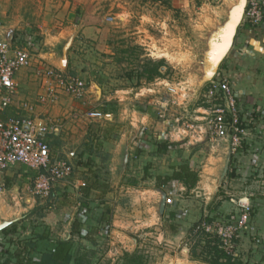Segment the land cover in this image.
I'll return each mask as SVG.
<instances>
[{
  "label": "rangeland",
  "instance_id": "1",
  "mask_svg": "<svg viewBox=\"0 0 264 264\" xmlns=\"http://www.w3.org/2000/svg\"><path fill=\"white\" fill-rule=\"evenodd\" d=\"M234 3L239 4L240 0H0V31L8 37L15 35L16 43L29 49L36 58L40 53L58 49V55L68 58L70 68H74L67 69L74 77H79L76 61L81 67L87 62L82 71L90 74L94 71L89 69L90 60L92 57L100 59L97 95L113 97L111 103L100 101L102 119L87 122V143L83 142L82 146L91 144L95 148L85 150L95 160L94 166L85 169L89 158L81 159L80 164H71L72 178L63 186H56L47 199L33 195L35 177L33 172L29 173L28 189L39 208L37 214L30 217V226L41 227L39 236L48 234L49 242L43 251L54 250L55 245L65 241L69 243L68 251L75 257L81 256L85 264H127L124 255L136 251L147 264H205L193 260L191 231H197L207 217L213 216L210 215L213 202L217 204L223 200L227 206L236 205L235 212L240 215V195L224 184L210 201L202 191L193 195L185 192L180 197L167 189L154 190L148 175L143 174L145 164L153 160L155 154L151 152V145L144 150L141 144L148 140L147 131L141 124L132 125L130 116L124 111L140 107L158 122L163 120L160 112H166V119L181 129L198 133L199 127L207 128V113L194 111L209 107L203 96L218 74L219 67L214 72V65L209 61L208 44L217 41L218 29L225 20L227 22L231 11L240 6L232 7ZM239 19L240 16L236 24ZM82 20L86 26H99L102 36L98 42L84 38L79 44L77 37L71 36L78 28L75 25ZM232 27L234 35L235 26ZM231 28L227 35L230 40L227 42L226 38V47H222L224 52L231 44ZM60 34V39L56 38ZM160 61L165 62L161 68L163 76L147 79L143 70L153 69ZM109 111L115 115L113 121L106 117ZM241 124L247 132H252L251 124L243 121ZM150 131L153 137L156 130ZM127 132H132L131 151L125 150L126 146H112L115 142L107 149L104 144L100 145V136L104 134L111 135L110 141L121 143L127 139ZM155 142V145L163 144L158 139ZM231 152L234 151L231 149ZM168 155L169 152L165 154ZM160 162L156 166L163 167V161ZM96 174L102 184L110 186L108 193L102 196L105 190L100 189L93 191L85 201L79 199L83 187H77V183H88ZM177 186L173 184L171 189L175 191ZM145 190L151 192L144 193ZM54 194L57 197L54 198ZM167 198L173 203L165 213L162 203L166 204ZM78 219L84 221V229L91 232L90 240L77 235L72 237V226ZM224 219L211 225L217 228L220 223L226 224ZM18 222L22 227L29 224ZM172 224L179 226L177 233L170 228ZM29 238L41 241L35 234Z\"/></svg>",
  "mask_w": 264,
  "mask_h": 264
},
{
  "label": "crops",
  "instance_id": "2",
  "mask_svg": "<svg viewBox=\"0 0 264 264\" xmlns=\"http://www.w3.org/2000/svg\"><path fill=\"white\" fill-rule=\"evenodd\" d=\"M235 6L236 4L234 3L232 7ZM75 26L78 28L73 31L74 33L71 36L77 37L76 39H78L79 44H81L80 42L84 38L98 42L102 36V31L97 25L86 26L82 20L80 24ZM0 37L6 38L8 36L1 30ZM60 37L61 34L56 38L60 39ZM14 38L15 35H13ZM58 52L56 48L51 49L50 52L40 53L36 60L39 61L41 58H44L50 65L66 73L67 69H74L70 68L68 58L61 57V55H58ZM90 62L92 64L89 66V69H94L90 74L82 71V68L87 67V62L82 67L78 65L80 63L75 62L79 77L83 78L88 85L85 97L77 99L61 94L53 103L41 104L38 102V95L41 93L43 87V79L37 76V64L34 61L32 67L23 69L16 74L15 80L18 83V90L13 96L11 107L2 115V118L7 119L9 117L31 114L38 117L41 122H49V124L55 127V130L48 136L53 157L70 164L74 162L80 164L81 162L79 161L81 159L84 161L89 158V162L86 164L94 166L95 160L92 159V155L85 153L87 148L92 151L94 147L91 144L90 146H82L83 142L87 143V139L85 138L89 129L87 122L96 120L90 117V113L101 111L99 105L102 99V101L111 103L113 97L111 95H97V90L100 91V89H96V86L100 82L98 78L101 79L100 65L102 64H100V59L94 57H92ZM71 63L74 64V62ZM61 65L64 66L62 67ZM105 67H107L106 64ZM221 78H226L231 82L237 98L240 116L243 117V122L253 126L252 132H247L246 140H243V144L238 148L237 153L231 152L233 146L230 138L216 139L214 141L208 133V127H199L200 132L198 133L196 131L185 132L169 119L168 123L163 120L162 122L156 120V122L150 113L141 111L140 107H136L131 111L130 109H126L124 112L130 116L132 125L141 124L147 131L146 135L148 136L146 139L148 140H143L141 144L144 147H141L147 150L145 146L151 145L153 147L151 152L155 154L152 156L154 157L153 160H149L150 162L145 164L143 174L148 175L154 190L159 192L163 190L157 187V177L171 176L174 165H189L192 170H198L199 174L197 187L191 190L190 194L193 195L202 191L204 192V196H209L207 200L210 201L213 196L217 195L221 184H224L231 192L238 193L240 200L248 201L253 205L254 212L251 215L249 224L237 235L238 241L235 242L237 246L235 248V256L238 257L240 264H264V20L260 25L253 26L246 21L244 13L237 27L233 44L220 63L218 74L214 80ZM108 79L112 80L111 78ZM108 106H111V104ZM206 109L199 107L194 113H199L201 110H204L203 112L206 113ZM106 117L113 121L115 115L112 111H109ZM198 126L196 125V127ZM152 128L156 130L153 137L150 131ZM131 134L132 132H127V139L125 138L121 143L110 141L111 135L104 134L105 136H100L99 142L101 146L104 144L103 146H106V149L110 144H114L115 142V145L112 146H126L125 150L131 151L133 149V147L129 148L131 146L129 144ZM152 138L155 140H152ZM157 139L173 146L159 152L158 145L154 144ZM169 140L171 141L167 142ZM262 141L263 143H261ZM167 152H169V155L165 156ZM161 154L163 157H161ZM145 155L149 156L148 153H145ZM151 161H154L152 162L153 164ZM160 161H163V167L160 165L159 167L156 166L157 163H161ZM168 162L170 166L167 168ZM85 169H88V167H85ZM20 171H22L23 175ZM30 172H33V177H36L37 174L34 170L17 165L9 168L0 180V184L5 186V190L0 191V227L9 224L5 227L7 228L14 223H18V221L29 222V224H24L23 227L19 224V240L23 242L32 240L29 236L31 234H35L36 236V234L40 233L41 229V227L31 228L30 226V217L36 215L39 211L38 206H35L34 196L30 193V188L28 187L31 178ZM92 172L93 174L96 173L94 169H92ZM11 183L17 185L14 184L11 187ZM63 183L60 182L56 186L61 187ZM79 183L80 181L77 183V187H81L82 183ZM173 184L178 185L175 191L171 189ZM165 189L172 192L174 196L180 197L185 192H188L187 188L177 181H174ZM165 189L163 191H166ZM149 192L151 191H144V193ZM81 193H79V199H84L85 201L86 197L83 194L81 195ZM53 197L57 196L54 194ZM210 207L212 210L210 215L213 216L217 213H222L225 216L226 214L229 215L230 212L238 215L235 212L237 211L236 205L227 206L223 200L217 204L215 202L211 203ZM162 208L165 213L170 211V206L166 205L165 202L162 203ZM3 229L0 230V233ZM41 236H44V238H41L40 242L33 240L38 247L37 252L33 253L32 258L34 261H39L42 254L47 252L43 251V248L49 242L48 234L42 233ZM3 240L0 238L1 242H4ZM51 242L55 243L54 241ZM57 246L58 244L54 247ZM13 248L14 246L11 247V250ZM6 257V255L2 256L0 254V262ZM77 258L73 256L72 264H75Z\"/></svg>",
  "mask_w": 264,
  "mask_h": 264
},
{
  "label": "built area",
  "instance_id": "3",
  "mask_svg": "<svg viewBox=\"0 0 264 264\" xmlns=\"http://www.w3.org/2000/svg\"><path fill=\"white\" fill-rule=\"evenodd\" d=\"M245 19L253 26L260 25L264 20V0H248ZM33 61L37 64V76L45 83L38 95V102L41 104L53 103L61 94L81 99L87 94L88 85L83 78L71 76L53 67L44 58L36 60L29 49L19 46L14 39L11 41L9 37H0V180L9 168L25 166L37 174L33 195L47 199L57 184L68 181L73 175L72 165L56 159L51 153L48 136L55 127L49 122L39 121L38 117L31 114L2 118L11 107L13 96L18 90L16 74L32 67ZM203 97L209 104L206 109L209 135L214 141L230 138L233 151L236 152L247 136V130L240 125V110L231 82L226 78L211 81ZM90 117L102 119L104 114L101 111L91 112ZM159 117L166 123L169 122L166 112H160ZM177 122L180 120L177 119ZM183 130L188 132L186 128ZM80 186H85V183ZM4 190L5 186L0 184V191ZM172 203L171 198L166 199V205ZM240 207L236 223H220L217 228L203 223L198 230L216 234L224 243L222 249L230 252L235 246V236L251 220L253 205L241 200Z\"/></svg>",
  "mask_w": 264,
  "mask_h": 264
},
{
  "label": "trees",
  "instance_id": "4",
  "mask_svg": "<svg viewBox=\"0 0 264 264\" xmlns=\"http://www.w3.org/2000/svg\"><path fill=\"white\" fill-rule=\"evenodd\" d=\"M15 41V40H14ZM165 65L164 61L157 62L154 65V68L151 70H143V75L148 77L147 79L152 80L156 76H163L161 68ZM145 73V74H144ZM243 119L240 116V123H242ZM242 125V124H241ZM243 144V143H242ZM169 143H163L158 145V151H163L168 149ZM238 151V150H237ZM236 151V153H237ZM235 153V154H236ZM85 167L90 168L89 164H84ZM173 174L171 176H159L157 177V187L160 189H165L169 187L174 181L182 183L190 192L191 190L197 187L199 182V174L195 170H192L189 165H174L172 167ZM92 171V170H91ZM101 178L99 176H94L89 179L88 183H85V186H81L82 194L84 197L90 196L93 191H98L100 189H104V193L102 196H105L109 189V185L102 184L100 181ZM53 192V191H52ZM52 196V194H51ZM50 196V197H51ZM49 197V198H50ZM252 210V214H253ZM235 214V213H234ZM230 214L229 217H225L222 213H217L214 216L207 217L203 222L212 224L214 221H222L225 220L226 224L232 223L237 220L238 216L235 214ZM104 220V219H103ZM202 222V224H203ZM106 223V222H104ZM19 222L14 223L11 226L3 229L0 233L1 239H4V242L0 241V254L2 256H7L0 264H72L73 263V255L71 251H68V242H59L58 246L55 250L44 252L39 261L33 260V253L37 252L36 243L32 240H28L27 242H23L19 240ZM171 229L174 233L178 232V226L175 224L170 225ZM195 231V230H194ZM191 232V239L194 241L193 247L191 248V255L193 260L200 261L205 264H240L238 257L235 256L236 250L231 249L230 252H226L222 249L224 243L217 236L207 233L204 230H197ZM72 237L80 236L87 240L91 239V232L86 231L84 229V221L75 220L72 226ZM238 235V234H237ZM237 235L234 238V242H237ZM37 237L44 238V236ZM8 246V247H7ZM14 246L13 250L11 247ZM200 250V252H199ZM125 260H128L127 264H147L142 256H140V252L136 251L134 254H125ZM75 264H85L83 258L78 257L75 260Z\"/></svg>",
  "mask_w": 264,
  "mask_h": 264
},
{
  "label": "water",
  "instance_id": "5",
  "mask_svg": "<svg viewBox=\"0 0 264 264\" xmlns=\"http://www.w3.org/2000/svg\"><path fill=\"white\" fill-rule=\"evenodd\" d=\"M247 4H248V0H240V3L239 4H236V5H240L239 7L233 9L231 11V15L229 16L227 22H225V24L220 27L218 29V38H217V41L216 42H209L208 46H209V61H211L214 65V72L217 71L220 63L222 62V60L225 58V56L227 55V53L229 52L232 44H233V40H234V37H235V34H236V31H237V27L239 25V23L241 22L242 18H243V15L246 11V7H247ZM236 7V6H235ZM238 16H240V19L238 21V23L236 24V20L238 19ZM233 26H235V29H234V35L231 39V44H230V47L226 50V52H224L225 50L222 48V47H226V38H227V35H228V31L229 29ZM9 39L12 41L13 40V35L12 37H9ZM230 38L228 37L227 38V42H229ZM223 45V46H222ZM214 72L212 73V75H214ZM211 79V78H210ZM209 79V80H210ZM9 224L7 225H4V226H1L0 227V230L5 228L6 226H8Z\"/></svg>",
  "mask_w": 264,
  "mask_h": 264
},
{
  "label": "bare ground",
  "instance_id": "6",
  "mask_svg": "<svg viewBox=\"0 0 264 264\" xmlns=\"http://www.w3.org/2000/svg\"><path fill=\"white\" fill-rule=\"evenodd\" d=\"M233 33V28L230 31V35ZM233 35V34H232ZM232 37V36H231ZM229 44V43H228ZM228 46V45H227ZM228 49V48H227Z\"/></svg>",
  "mask_w": 264,
  "mask_h": 264
}]
</instances>
